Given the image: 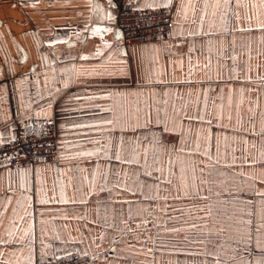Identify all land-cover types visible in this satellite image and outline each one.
<instances>
[{"label":"crops","instance_id":"0c3cea01","mask_svg":"<svg viewBox=\"0 0 264 264\" xmlns=\"http://www.w3.org/2000/svg\"><path fill=\"white\" fill-rule=\"evenodd\" d=\"M127 4L171 6L168 37L124 44ZM262 23L260 0H0V143L36 120L57 133L56 158L0 168V264H257ZM154 139L172 151L138 187L114 157L151 164Z\"/></svg>","mask_w":264,"mask_h":264},{"label":"built area","instance_id":"2783aa9c","mask_svg":"<svg viewBox=\"0 0 264 264\" xmlns=\"http://www.w3.org/2000/svg\"><path fill=\"white\" fill-rule=\"evenodd\" d=\"M171 15V6L139 9L127 4L118 8L114 25L124 44L153 41L168 37ZM56 157V127L49 119L27 124L16 138L0 143V168L33 166ZM97 258L98 255L67 253L34 264H96Z\"/></svg>","mask_w":264,"mask_h":264},{"label":"snow or ice","instance_id":"6c2138e0","mask_svg":"<svg viewBox=\"0 0 264 264\" xmlns=\"http://www.w3.org/2000/svg\"><path fill=\"white\" fill-rule=\"evenodd\" d=\"M236 3L237 4V7L239 6H242V0H216V6L217 7H220L221 4L223 5H229V4H233V3ZM260 3L262 5H264V0H260ZM251 19V18H249ZM241 31H243L244 29H240ZM259 30L261 31H264V23L260 24L259 26ZM97 31H100L99 29H97ZM106 31V29H105ZM259 136V139H260V143L262 145V147H264V129L261 130L260 133L257 134ZM154 147L153 149L151 150L152 151V161H151V164L148 163V152L149 150L148 149H145L144 150V153H143V157H144V163L141 164L140 162V159H138V150L133 147L132 148V158L131 159H128L126 157H121L119 155L115 156L114 158L117 160V161H120L121 163H131V164H136L139 166L138 170L137 171H134L133 172V176L136 177V180L134 181L138 187H151V185H148L147 182H141L139 180V176L140 175H143V176H146V177H151L152 176V172L149 171L148 169L150 168H154L156 167L157 165L161 164L162 161L160 160V157H159V153H160V150L162 149L165 153H171L172 149H169L167 148L166 146H164L161 141L159 139H154L152 141ZM255 146V145H253ZM247 157H244V160L247 161ZM254 163L264 167V151L261 152V159L259 161H254ZM160 171H163V169L161 168ZM212 173H209V175H211ZM114 175H116L117 177V183H119V173H114ZM157 180H159V177H156ZM169 184H171V180H168L167 181ZM101 191H109L110 192V189H105V188H101ZM253 196L255 195H259V196H264V192H257V191H254L252 193ZM151 198V197H149ZM245 203H248V204H251L253 203L252 200H248V201H245ZM255 231L257 233H261V234H264V216L261 217V222L256 225L255 227ZM209 245L214 249L216 247V245L218 244V241L216 242H211L209 241L208 242ZM257 247H259L261 253H262V259L257 261V264H264V243H262L261 241H257ZM214 251L213 252H209V255H214Z\"/></svg>","mask_w":264,"mask_h":264},{"label":"water","instance_id":"95a60500","mask_svg":"<svg viewBox=\"0 0 264 264\" xmlns=\"http://www.w3.org/2000/svg\"><path fill=\"white\" fill-rule=\"evenodd\" d=\"M116 33H117V35H120L119 29H116Z\"/></svg>","mask_w":264,"mask_h":264}]
</instances>
